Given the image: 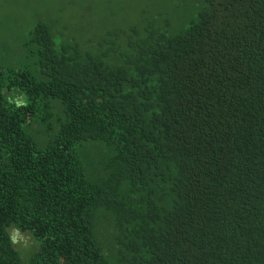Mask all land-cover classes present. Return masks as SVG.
I'll return each mask as SVG.
<instances>
[{
    "label": "trees",
    "instance_id": "16d2710c",
    "mask_svg": "<svg viewBox=\"0 0 264 264\" xmlns=\"http://www.w3.org/2000/svg\"><path fill=\"white\" fill-rule=\"evenodd\" d=\"M197 1L59 42L38 22L39 80L0 61V264L12 228L31 264H264V0Z\"/></svg>",
    "mask_w": 264,
    "mask_h": 264
},
{
    "label": "rangeland",
    "instance_id": "374dc122",
    "mask_svg": "<svg viewBox=\"0 0 264 264\" xmlns=\"http://www.w3.org/2000/svg\"><path fill=\"white\" fill-rule=\"evenodd\" d=\"M197 5V0H0V61L6 67L26 69L39 80L38 61L27 55L23 47L26 34L38 22L48 24L59 42L64 35L89 38L90 34L86 32L128 25L134 19L140 20L144 12L151 17L155 12L167 11L175 20L187 22ZM30 132L36 139L44 137L39 126ZM99 223L104 232L113 237L116 233L114 215L106 213ZM10 233L22 256V264H31L30 259L37 249L36 241L14 228ZM108 244L115 252L111 239Z\"/></svg>",
    "mask_w": 264,
    "mask_h": 264
}]
</instances>
